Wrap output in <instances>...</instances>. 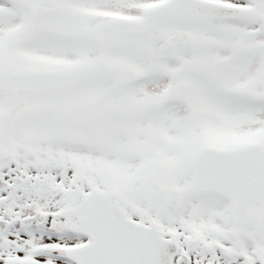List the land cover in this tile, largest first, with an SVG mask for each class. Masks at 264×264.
Listing matches in <instances>:
<instances>
[{
    "label": "snow or ice",
    "instance_id": "6c2138e0",
    "mask_svg": "<svg viewBox=\"0 0 264 264\" xmlns=\"http://www.w3.org/2000/svg\"><path fill=\"white\" fill-rule=\"evenodd\" d=\"M0 264H264V0H0Z\"/></svg>",
    "mask_w": 264,
    "mask_h": 264
}]
</instances>
